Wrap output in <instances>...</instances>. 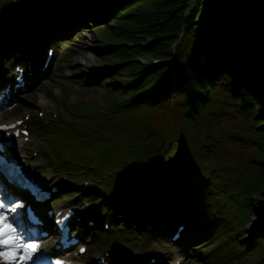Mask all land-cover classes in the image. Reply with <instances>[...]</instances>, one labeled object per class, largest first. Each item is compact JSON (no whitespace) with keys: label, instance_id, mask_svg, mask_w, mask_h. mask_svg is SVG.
I'll list each match as a JSON object with an SVG mask.
<instances>
[{"label":"trees","instance_id":"obj_1","mask_svg":"<svg viewBox=\"0 0 264 264\" xmlns=\"http://www.w3.org/2000/svg\"><path fill=\"white\" fill-rule=\"evenodd\" d=\"M200 1L191 8L192 0H0V34L18 31L12 40L21 50L18 44L32 37L20 19L34 9L43 10L37 26L46 39L65 38L96 26L109 28L111 45L96 50L105 66L95 82L106 85L109 98L116 107L127 109L126 114L151 116L150 109L172 102L169 109L181 113L183 127L188 123L194 128L199 116L219 112L209 107L212 98L250 120L257 148L254 166L231 164L224 176L217 174L220 167L207 166L203 171L184 153L176 157L166 147L173 134H164L151 123L137 133L131 127L132 144L119 143V137L115 141L111 133L98 130L95 122L76 124V132L66 125L71 136L63 137L64 141L79 139L80 133L86 150L64 163L101 175L99 186L85 194L88 201H97L91 203L95 209L90 215L100 217L103 210L121 209L124 226L154 223L162 228L161 234L167 230L163 227L183 220L187 227L196 221L208 226L223 220V227H218L220 237L232 245L220 253L223 244H218L215 256L248 264V258L260 255L264 264V218L259 225L250 219L252 198L264 209V59L228 22L217 1L211 0L216 7L205 18L196 19ZM142 55L160 61L142 62L138 59ZM123 73L130 76L126 85L117 81ZM202 103L208 108L201 110ZM188 104L193 110L183 112ZM194 111L200 115L191 117ZM176 139L187 146L184 131ZM128 160L133 161L131 165L123 166ZM171 165L176 169L170 170ZM215 203L226 211L218 215L212 207ZM250 224L255 230L244 245L242 233ZM192 233L190 228L186 231V240L194 239Z\"/></svg>","mask_w":264,"mask_h":264},{"label":"rangeland","instance_id":"obj_2","mask_svg":"<svg viewBox=\"0 0 264 264\" xmlns=\"http://www.w3.org/2000/svg\"><path fill=\"white\" fill-rule=\"evenodd\" d=\"M200 2L196 19L205 18L210 10L213 7H216L211 0L208 2H206V0H201ZM197 3L198 0H196V2L195 0H192L191 8L194 5H197ZM109 30V28L102 29L97 26L95 29H84L82 32L80 31L79 33H76L78 35H75L72 40L68 41L69 43L66 42L68 47L62 46L56 51V55L49 69L45 71L43 65L41 66L40 70L42 75L34 80V84L30 85V88L27 90L29 92L22 96V103L19 101L18 108L13 110L9 115L1 117L0 120L16 117L18 115L21 116L24 112H31L34 113V115L37 113V118L39 117L38 108L43 109L48 114V117H52L55 113H57L58 116H61L62 104L79 105L81 106V109L86 110L89 114L86 115L88 117L100 118L101 114L102 119L98 120L95 124L98 130L104 133H111L112 136L115 137V141H117L119 137V143L124 142L125 144L129 142L132 144L131 140L133 138L131 137V131L134 129L135 133L141 132L146 126H148L147 123H151L153 127L160 129L164 134H173L172 138H169L166 141V147L173 150V154L176 157H179L184 153L194 162L195 165L200 166L203 171H206L207 166L210 168L220 167L217 174L224 176L228 174L229 170H231L232 165H240L247 169H251L254 166L252 161L254 157L257 158V148H255L253 146L254 143H252V139L254 138H251L253 135L250 131V129H252V122L244 118L242 115L238 116L235 109L233 111L230 106L222 108L220 103H216L211 97L209 107L212 111L216 109V111L219 112L199 116L200 114L194 111V115L190 116H199L193 121V125L195 124L194 128L190 127L188 123L183 127V120H180L179 118L181 113L177 109L174 111L169 109L172 102L159 105L155 109H150L149 113L151 116L145 117L144 114L136 117L130 116L129 114H126L127 109L118 108V106L114 109L119 111L111 115L113 112L112 107L116 105L115 102L111 103L107 100L108 94L106 88L99 84L94 86L90 83V81L99 74V71L102 70L103 66H105L96 50L107 48L109 44H111V42H105ZM41 58L42 55L38 57L39 62L41 61ZM139 58L142 61H148L143 55L139 56L138 59ZM129 79L130 76L123 73L117 81L126 85ZM80 81H85V83H89L90 86H84ZM129 96L130 95L127 94L126 98ZM175 105L177 107L179 106L178 103H175ZM192 107L191 104H188V106L185 105L184 108L186 110L183 112L193 110ZM179 108L181 110V107ZM199 108L205 110L208 107L205 103H202ZM81 109L78 110V113H80L81 116H84V112ZM117 121L119 122L117 123ZM38 123V121L34 122V135H36V127L38 126ZM67 125L70 126V130L74 132L77 131V128L74 127L76 125L75 119L69 118L67 120ZM100 125L102 126L101 129L99 128ZM181 126L182 130L178 132ZM131 127H133V129H131ZM61 128L62 127H58L55 132L59 133ZM182 131L185 132V142L187 146H182L181 142L176 139ZM52 132L53 131L51 130L44 131L46 137L51 139L50 142H47V145H42L39 141L32 138L33 141L30 142L25 149L26 159L30 162V165L37 167L41 174L50 179L52 184L64 180V177H68L67 180L71 182V185L65 187L66 192L71 190L84 192L81 188L83 180L78 181L77 178H75V176L78 174L80 175L81 172H76L71 176L65 171L60 162L59 145H57L58 140L55 139ZM78 136L80 137V133ZM69 143L73 148H77L80 154L84 153L86 150L81 142L77 141ZM71 150L70 146L67 145L64 155L68 157L66 152ZM127 157L129 158L131 156L128 155ZM183 167L191 168L190 164H185ZM82 170L84 172L83 168ZM87 176L84 177L90 180L91 188L94 187L99 181V174L94 173V178ZM229 176H233V174L229 173ZM0 182L2 181L0 180ZM88 189L89 188L85 189V191ZM96 193L100 192L96 191ZM61 197L62 198H59L52 204H55L56 207H66L70 204L79 202L80 213H84V208L85 211L90 210L87 206L85 197L82 201L75 202L65 200L67 197L66 195ZM252 202L255 207L253 206V211L250 212V219L259 225L261 219L264 218V209L262 206H257L253 198ZM19 203L22 205L24 204L21 202ZM212 207L218 215H221L226 211L225 206L222 204L215 203ZM21 211H25L24 205ZM115 218H117L115 217V214L107 212L103 214L101 220L103 223L110 222L112 225L113 220H116ZM213 227L216 226L213 225ZM213 227H210L212 231H208V229L202 226L195 227L198 234L202 231L201 237L203 239L194 243L195 246L193 247L186 246V248H183L177 241L173 242V235L170 236L171 234L164 237L157 236L152 230L153 227H135V230L125 231L121 230L117 225H112L109 230L111 235L106 239L105 244L109 247L112 241L116 239L127 246V248L133 250L132 256H135L136 252L139 253V256H155L157 264H164L169 260L171 261V264H174L176 261H179L180 264H239L238 260L235 259H226V261L221 262L216 259L211 260L206 258L208 248H199V246H201V242L208 239L210 232H213L211 235L216 232ZM244 227H246L244 228L245 233H242L244 238L242 237L243 239L241 241L245 245L246 243H249L247 241L248 237L253 234L255 227H252L251 224ZM139 229L146 230L140 231ZM86 230L89 231L91 229L83 228L82 231L84 232ZM205 233L207 234L206 238H204ZM92 234L94 235L95 241L96 235L91 230V235ZM145 234L147 235L144 237ZM107 235L108 233L105 232L103 236ZM100 238L101 237H97L96 243H94V241L89 243V252L94 248L93 243L94 245H98L99 242H104V240ZM44 241H48V245L51 242L50 238ZM37 242L40 243V245H45L42 241ZM221 243L226 246L232 245L230 241ZM190 247H195L196 249L191 250ZM103 250V245L99 246L94 257L100 255ZM259 256L248 258V264H263L259 261L261 258ZM78 260L87 264L92 263V260L89 259V253L81 256Z\"/></svg>","mask_w":264,"mask_h":264},{"label":"snow or ice","instance_id":"obj_3","mask_svg":"<svg viewBox=\"0 0 264 264\" xmlns=\"http://www.w3.org/2000/svg\"><path fill=\"white\" fill-rule=\"evenodd\" d=\"M16 124L0 125V131L8 133L16 129ZM15 135H20L19 131ZM27 136V132L24 133ZM12 166L7 159L0 153V172L4 173L9 179H14L8 171ZM38 202L39 196L35 197ZM23 205L15 202L9 195L6 186L0 182V264H39L41 255V245L34 238V232L25 222L24 214L21 211ZM71 211L63 219L58 220V224H63L70 218ZM28 221L39 223L31 211L28 213ZM81 251H84L81 249Z\"/></svg>","mask_w":264,"mask_h":264},{"label":"water","instance_id":"obj_4","mask_svg":"<svg viewBox=\"0 0 264 264\" xmlns=\"http://www.w3.org/2000/svg\"><path fill=\"white\" fill-rule=\"evenodd\" d=\"M228 22L264 59V0H215Z\"/></svg>","mask_w":264,"mask_h":264},{"label":"bare ground","instance_id":"obj_5","mask_svg":"<svg viewBox=\"0 0 264 264\" xmlns=\"http://www.w3.org/2000/svg\"><path fill=\"white\" fill-rule=\"evenodd\" d=\"M16 120H14L13 122H15ZM12 122V121H11ZM133 161H131V160H128V161H125L124 163H123V166H130L131 165V163H132ZM34 166V165H33ZM227 167V166H226ZM169 169L170 170H175L176 169V165H171L170 167H169ZM72 193H75V191H72ZM15 202H17V201H15ZM18 203V202H17ZM184 224H186L187 225V223L185 222ZM48 244L47 243H45V246H47ZM43 247L42 248V250H45L47 247ZM114 258L116 257L115 255L113 256ZM130 257V256H129ZM139 255H138V253H136L135 254V256H134V260H139ZM164 264H169V262L168 263H164Z\"/></svg>","mask_w":264,"mask_h":264}]
</instances>
